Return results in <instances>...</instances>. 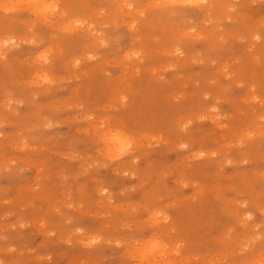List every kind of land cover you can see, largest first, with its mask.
Masks as SVG:
<instances>
[{
  "label": "rangeland",
  "instance_id": "rangeland-1",
  "mask_svg": "<svg viewBox=\"0 0 264 264\" xmlns=\"http://www.w3.org/2000/svg\"><path fill=\"white\" fill-rule=\"evenodd\" d=\"M36 1L0 0V264H264V0Z\"/></svg>",
  "mask_w": 264,
  "mask_h": 264
},
{
  "label": "bare ground",
  "instance_id": "bare-ground-1",
  "mask_svg": "<svg viewBox=\"0 0 264 264\" xmlns=\"http://www.w3.org/2000/svg\"><path fill=\"white\" fill-rule=\"evenodd\" d=\"M31 1H32L31 3H32V5H33V7H34L35 10H36V9H37V10L40 9V6H41V5H40L36 0H31ZM28 3H29V2H28ZM31 3H30V4H31ZM39 5H40V6H39Z\"/></svg>",
  "mask_w": 264,
  "mask_h": 264
}]
</instances>
